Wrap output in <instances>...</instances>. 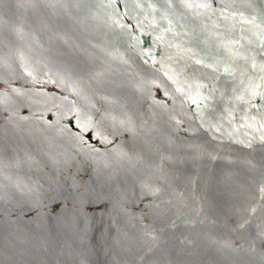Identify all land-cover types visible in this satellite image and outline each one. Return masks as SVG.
<instances>
[{"label":"water","instance_id":"95a60500","mask_svg":"<svg viewBox=\"0 0 264 264\" xmlns=\"http://www.w3.org/2000/svg\"><path fill=\"white\" fill-rule=\"evenodd\" d=\"M0 264H264V0H0Z\"/></svg>","mask_w":264,"mask_h":264}]
</instances>
